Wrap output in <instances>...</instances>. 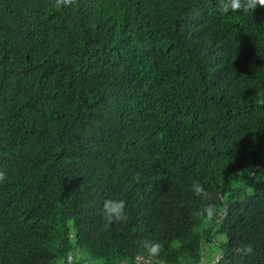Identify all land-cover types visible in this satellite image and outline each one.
Returning <instances> with one entry per match:
<instances>
[{"label":"trees","instance_id":"trees-1","mask_svg":"<svg viewBox=\"0 0 264 264\" xmlns=\"http://www.w3.org/2000/svg\"><path fill=\"white\" fill-rule=\"evenodd\" d=\"M54 3L0 0V264H264V7Z\"/></svg>","mask_w":264,"mask_h":264},{"label":"clouds","instance_id":"clouds-1","mask_svg":"<svg viewBox=\"0 0 264 264\" xmlns=\"http://www.w3.org/2000/svg\"><path fill=\"white\" fill-rule=\"evenodd\" d=\"M77 3V0H55L54 6L57 9L62 7H71ZM264 7V0H221V11L222 12H239V11H255L257 7ZM258 96H264V94H257ZM257 103L264 104V98L258 99ZM7 178L5 171H0V182ZM138 180L139 177L137 176ZM191 191L202 199H211L212 194L207 191L202 184L199 182H193ZM127 202L123 199H106L103 203V215L107 227H111L113 223H125L129 217L126 212ZM197 216L205 217L207 220H213L217 215V209L214 204H207L202 210L195 213ZM143 246L148 253V257L156 258L159 257L160 253L164 250L163 244L159 242H152L145 240ZM236 252L251 253L252 249L250 246L240 249H235ZM212 260V259H211ZM159 264V262H158Z\"/></svg>","mask_w":264,"mask_h":264},{"label":"rangeland","instance_id":"rangeland-1","mask_svg":"<svg viewBox=\"0 0 264 264\" xmlns=\"http://www.w3.org/2000/svg\"><path fill=\"white\" fill-rule=\"evenodd\" d=\"M212 236H213L212 239H215L216 242H221L224 240V236L222 234L215 233L214 230L212 232ZM200 250L202 251L201 254L207 256L206 257L207 261H211V259H213L215 255L218 254V247L216 243L202 241L200 244ZM87 262L89 264L97 263L98 259H87Z\"/></svg>","mask_w":264,"mask_h":264},{"label":"built area","instance_id":"built-area-1","mask_svg":"<svg viewBox=\"0 0 264 264\" xmlns=\"http://www.w3.org/2000/svg\"><path fill=\"white\" fill-rule=\"evenodd\" d=\"M204 256V254H202V256L200 257V259L196 262V264H213L215 262V260L217 259L218 255H215V257L211 260V261H204L202 259V257ZM71 256H68V260H70ZM117 264H155L152 260L148 259V258H141L140 256H135L131 262H126V261H121ZM162 264V263H159Z\"/></svg>","mask_w":264,"mask_h":264}]
</instances>
